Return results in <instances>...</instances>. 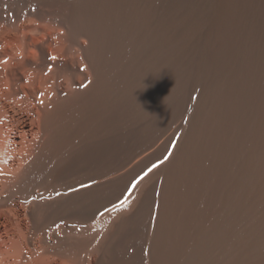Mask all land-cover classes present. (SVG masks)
I'll list each match as a JSON object with an SVG mask.
<instances>
[{"label":"bare ground","instance_id":"bare-ground-1","mask_svg":"<svg viewBox=\"0 0 264 264\" xmlns=\"http://www.w3.org/2000/svg\"><path fill=\"white\" fill-rule=\"evenodd\" d=\"M166 1L0 0V264H264V52ZM189 87L162 166L109 173L108 111Z\"/></svg>","mask_w":264,"mask_h":264},{"label":"rangeland","instance_id":"rangeland-1","mask_svg":"<svg viewBox=\"0 0 264 264\" xmlns=\"http://www.w3.org/2000/svg\"><path fill=\"white\" fill-rule=\"evenodd\" d=\"M209 1L211 3L217 4L220 0H209ZM230 2H231V6H233V9L234 10L236 9L235 11L237 13V17L239 16L238 17L239 20L236 21L239 24L240 32L238 33V35H235V37H237L240 36L241 34L240 36L241 38L238 37L239 39L238 44H240L243 48L247 47L246 49L250 48L252 51L254 50L253 52H264V49H262L264 48V32H263L264 31V0H230ZM166 3L168 5L183 4L182 5L184 6L183 9L184 8L190 9L193 6H200L203 13L202 17L205 19L209 16L208 13L211 12V9L210 12H206L207 9L206 0H168L166 1ZM182 6L180 7L182 8ZM200 32H201L200 36L202 37L200 38V40H198V44L196 45L197 48L199 46V49L202 50L201 45L203 43L202 39L204 38L205 31L202 30ZM253 38H255L256 40L255 39L253 40ZM86 43L89 44V41H87ZM197 48L193 49L192 52H197ZM189 89L190 87L187 88V91L185 92L186 95L182 93L179 97H173L174 99H170V100H161V101L152 102L145 100L144 98L141 99V97H135V98L133 97L132 99L130 98L129 99L130 101L129 100H126V102L124 101V105H122V108L120 110L121 112L119 111V116L118 114L117 115L114 114V112L111 109L108 111V113L111 111V113L114 114L111 115V113H109L108 115L109 117L107 116L106 132L108 133L109 131L110 134L109 133L105 134V139H106L105 144L107 151L106 154L108 155L107 165H108L109 173L110 170L115 169L120 173V176L130 175V178L133 181L134 180L136 181L144 177L147 173H149L153 169L158 170L159 167L162 166L164 157L161 156H163L164 153L167 155V153L174 150L176 147L175 141L170 143V145L168 143L169 140L175 138L174 136L176 135V133L173 136L175 128L181 127L184 121L183 119L186 116V114L189 113L188 114L189 115L188 119H189L190 115L192 114V110L195 109L194 103L197 102L199 91L194 90L192 92ZM137 98L140 99L138 100ZM147 101L148 103H146ZM158 103L159 105H157ZM130 108L132 109L130 110ZM148 111L150 115L147 114ZM183 112H185L184 115L182 114ZM165 123L168 124L166 125ZM169 127L171 128L168 129ZM180 137L181 136L177 138L178 141L180 140ZM150 145L153 147H151ZM159 154L161 155L158 156ZM160 182L162 183V179L159 180V183ZM160 186L161 184H159V188L155 192V197L157 198L159 196ZM219 194L220 192H218V195Z\"/></svg>","mask_w":264,"mask_h":264}]
</instances>
